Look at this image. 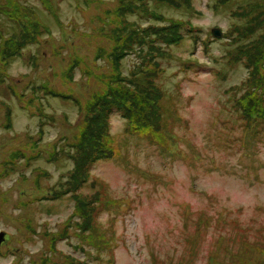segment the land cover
<instances>
[{"label": "rangeland", "instance_id": "374dc122", "mask_svg": "<svg viewBox=\"0 0 264 264\" xmlns=\"http://www.w3.org/2000/svg\"><path fill=\"white\" fill-rule=\"evenodd\" d=\"M28 1L41 6L36 0ZM103 1L100 15L118 6L115 0ZM245 1L232 0L216 8L218 0H193L189 11L147 6L166 20L190 23L194 33L172 48L173 58L163 62L166 70L160 88L168 99L176 97L168 103L175 115L167 113L165 136L130 134L122 114H113L116 156L98 161L90 182L79 191L84 196L103 192L110 204L100 206L98 215L111 240L100 258L114 257L115 264H264V133L255 138L246 132L232 108L250 74L244 63L230 62L233 41L224 38L238 23L233 12ZM59 4L60 23L50 14L45 16L52 38L44 37L41 44L26 49L24 58L8 69L7 90L0 87V176L4 175L0 177V235L7 233L0 245V264H37L48 251L47 233L67 228L68 235L56 240L60 255L98 264L93 256H99V251L77 237L79 218L73 215L77 202L72 194L26 207L34 196L43 198L49 191L61 190L69 180L76 164L64 151H69L67 144L82 129L86 109H81H92L100 100L102 81L108 83L106 78L117 74L112 63L116 62L115 39L102 35L103 30L113 29H104L98 13L83 0ZM133 20L146 29L166 25L149 14H136ZM214 28L225 36L214 39ZM100 49H105L108 59L95 58L96 52L103 54ZM74 51L87 66L77 67L71 81L64 76ZM142 59L130 55L123 60V77ZM34 86L79 100L49 96L43 90L36 106L27 110L24 106L33 99ZM15 92L24 94V101ZM96 123L100 125L99 120ZM36 149L43 156L31 168L26 170L22 160L19 170L7 171L19 151L32 154ZM55 150L59 159H54ZM42 174L41 183L24 184V175L31 180ZM28 218L34 220L37 233L33 235L25 222ZM71 222L75 228L69 226ZM53 261L62 262L58 254Z\"/></svg>", "mask_w": 264, "mask_h": 264}, {"label": "trees", "instance_id": "16d2710c", "mask_svg": "<svg viewBox=\"0 0 264 264\" xmlns=\"http://www.w3.org/2000/svg\"><path fill=\"white\" fill-rule=\"evenodd\" d=\"M36 1L41 6L33 5L28 0H0V19L3 20V24L0 26V87L2 86L3 91L8 88L6 77L9 76L8 69L10 65L16 59L24 58L26 49L41 44L44 37L50 36L52 38V27L45 16L48 17V14H50L56 21H60L58 15L60 0ZM83 1L89 9L93 7L94 11L98 13L97 17L100 24L104 25V29H113L110 32L103 30L102 35H110L115 39L114 53L116 52V56L114 57H116V62L112 63L116 65L117 74L106 78L110 80L108 83L102 81V89L98 94L100 100L95 105L93 104L92 109L89 106L81 109H86L82 129L75 136L74 142L67 144L69 151H64L76 164L73 171L68 175L69 180L66 181L61 190L49 191V194L43 196V198L34 196L30 200L31 202L26 204V207H31L32 203L35 202L55 201L64 198L65 195L72 194L73 199L77 202L76 212L73 215L76 219L79 218L77 237H80L86 246H93L89 249L95 247L97 252L99 251V256H93L98 259V264H115L114 257L109 260L100 258L101 252L107 250L105 246L108 247L111 240L105 235L102 225L99 224L98 215L100 206H109L110 204L104 199L103 192L98 191L96 195L84 196L79 191L90 182L91 169L98 161H109L116 156V147L111 135L110 124L113 114H122V117L128 123L130 134L153 135V137L154 135L158 137L161 134L162 137L165 136L163 131L168 129V127H165V125L167 126V113L173 118L175 115L170 109L172 106H169L168 103L170 101L174 103L176 97L171 96L169 100L165 90L160 88L159 80L166 70L163 62L173 58L170 55L171 49L181 46L188 34L192 35L194 31L190 23L182 20H166L156 11L147 9V6L152 4L156 6L165 5L188 11L193 10L194 7L193 0H115L118 6H115L112 9L113 11L104 10L102 12L104 15H100L99 12L104 6L102 3H105V1ZM230 2L232 0H218L216 8H223ZM244 4L233 12V16L238 18V23L224 38L231 37L229 40L233 41V44L230 42L232 49L228 51L230 62L236 65L239 62L244 63L249 70V78L244 82V86L240 87L243 92L240 97L235 99L232 108L235 110L242 128L246 132L254 134L256 138L264 133V0H246ZM97 5L99 7H96ZM136 14H149L154 19H160L163 23L166 21V25L143 28L139 23L134 22L133 17ZM82 36L85 37V35ZM195 39L198 40V38ZM105 40L110 39L105 37ZM212 41L211 39L210 42ZM100 50L103 54L98 55L96 52L95 58L97 60L98 58L103 59V55L105 57L108 55L105 49ZM130 55H137L143 59L142 63L138 64L136 69L125 78L121 66L123 60ZM56 57H58L57 54ZM32 60H35V58L32 57ZM69 64L70 66L64 77L71 81L77 67L87 66L83 58L76 57V51L73 52ZM9 89L12 90V86ZM32 90L33 99H31L30 104L24 106L27 110L36 106L35 104L40 100L39 93L43 90L45 91L44 94L49 96L79 100V97L77 99L73 95L67 96L63 93L58 94L49 91L45 86H34ZM17 92L13 94L24 101L25 95ZM8 110L10 111V108ZM10 112H8V118L11 117H9ZM97 119L100 125H96ZM55 149L57 150V148ZM56 150L53 153L54 159H59L61 155L60 153L55 154ZM36 151L32 154H29V151H19L15 155L18 159L15 160L16 157L13 156L14 160L8 162L9 168L7 171L19 170L21 159L25 161L24 168L26 170L31 168L36 161L35 159L43 156V152H38L39 149H36ZM34 178L30 180L28 176L24 175L25 183L24 181L20 183L28 184L31 181L32 183H41L43 174L36 176V179ZM7 201H4V203H7ZM17 206L20 207V203ZM2 212V206H0V213ZM25 222L32 235L37 233L34 220L28 218ZM69 226L76 227L75 223L72 224V222L69 223ZM68 231H70L69 228L64 232L62 231L63 233H47L46 237L50 238L47 244L49 252L47 251L37 264H89V262L77 260L71 255L66 256L63 253L60 255L58 249H55L58 237H66ZM85 252L89 253V250L86 249ZM57 254L62 260L61 263L53 261V257L55 258Z\"/></svg>", "mask_w": 264, "mask_h": 264}, {"label": "water", "instance_id": "95a60500", "mask_svg": "<svg viewBox=\"0 0 264 264\" xmlns=\"http://www.w3.org/2000/svg\"><path fill=\"white\" fill-rule=\"evenodd\" d=\"M212 34L214 37H217V38H222L224 33H223V30H221L220 28H214L212 29ZM6 237V233H2L0 235V245L1 243L4 241V238Z\"/></svg>", "mask_w": 264, "mask_h": 264}]
</instances>
